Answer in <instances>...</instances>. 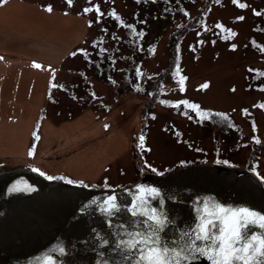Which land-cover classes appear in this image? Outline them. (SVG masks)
<instances>
[{
  "label": "rangeland",
  "instance_id": "obj_1",
  "mask_svg": "<svg viewBox=\"0 0 264 264\" xmlns=\"http://www.w3.org/2000/svg\"><path fill=\"white\" fill-rule=\"evenodd\" d=\"M144 2L0 0V172L118 190L140 172L221 165L247 169L264 187V0L197 2L170 21L159 17L168 4ZM192 20L182 39L173 33ZM127 24L138 30L132 40L144 33L150 55L123 49ZM100 42L136 58L138 81L128 70L117 88L95 75L80 51Z\"/></svg>",
  "mask_w": 264,
  "mask_h": 264
},
{
  "label": "water",
  "instance_id": "obj_2",
  "mask_svg": "<svg viewBox=\"0 0 264 264\" xmlns=\"http://www.w3.org/2000/svg\"><path fill=\"white\" fill-rule=\"evenodd\" d=\"M140 176L122 189L95 190L50 180L35 170L0 172V264H133L115 245L127 238L121 235V225L129 231H147L145 217L129 211L134 200L148 196L141 188L160 192L159 197L148 198L144 210L160 209L173 221L161 233L168 243L178 238V232L195 227L196 210L209 198L264 214V187L245 168L196 165L165 175L140 172ZM14 186L31 190L13 192ZM112 195L121 208L108 217L99 202ZM98 236L108 245L102 247ZM191 264L211 262L198 256Z\"/></svg>",
  "mask_w": 264,
  "mask_h": 264
},
{
  "label": "snow or ice",
  "instance_id": "obj_3",
  "mask_svg": "<svg viewBox=\"0 0 264 264\" xmlns=\"http://www.w3.org/2000/svg\"><path fill=\"white\" fill-rule=\"evenodd\" d=\"M233 2L235 3L237 0H233ZM68 3L71 5L72 0H68ZM239 6L245 7L246 5L240 4ZM48 11H52V8L49 7ZM87 11L90 9H85V12ZM96 11L99 12V8ZM100 14L103 15V13ZM112 15L115 16V12ZM238 19H243V17ZM218 27L222 28L223 26L218 25ZM230 34L236 35L234 32ZM35 66L41 67L40 65ZM185 79L186 77L180 79L182 90ZM203 87H207V85H203ZM183 103L187 104L189 108L199 107L188 104L187 101ZM202 115L207 116L208 114ZM48 179L54 178L49 176ZM68 182L72 183L70 180ZM28 190H31L30 186H14L11 189L13 192ZM140 191L146 192L148 196L138 197L137 200H134L129 211L134 217H145L144 224L147 231H129L127 225L120 226L121 235L127 238L118 239L115 247L120 250L126 261H132L133 264H191L192 260L203 256L211 264H264V214L246 207L223 206L209 198L196 210L197 223L195 227L191 230L178 232V238L168 243L162 239L161 233L173 221L167 213L160 209L148 208L147 211L144 210L149 197L160 196L159 190L141 188ZM99 206L101 212L108 217H113L121 208L115 195L99 202ZM252 229H259V231L253 232ZM98 239L101 240L102 247L109 243L103 237L98 236ZM59 251L63 253L64 250L60 248ZM133 253L136 254L134 259ZM52 264L55 262L53 261Z\"/></svg>",
  "mask_w": 264,
  "mask_h": 264
},
{
  "label": "trees",
  "instance_id": "obj_4",
  "mask_svg": "<svg viewBox=\"0 0 264 264\" xmlns=\"http://www.w3.org/2000/svg\"><path fill=\"white\" fill-rule=\"evenodd\" d=\"M136 2V4H141L143 1L144 3H147L149 0H133ZM162 2V4H168V6L164 9L163 15H159V17L163 20H172L174 17H179L181 19H187L189 17V9L188 7L191 6L193 3L197 2H203L205 4H208L209 2L212 3L213 0H159ZM205 8L203 9V11ZM113 19L116 20L119 27L125 25V22L122 20L121 16L116 13ZM195 20H192L191 22H182L177 25V31L173 32L175 35L178 36L180 33L179 38H183L185 34H187V31L189 32L192 28V25L195 23ZM135 31H138L137 28L133 24H127V31H126V39H118V42H122L123 49L127 50L129 53L136 54L138 52V55L142 53H145L144 56L150 55L152 52L151 46L144 47L145 45V35L142 33L140 34L138 41L132 40V35ZM173 37V36H172ZM181 38V39H182ZM176 44V45H175ZM174 53L173 58L171 59V63L174 65L179 61V45L178 43L174 42ZM98 50L94 51L92 50H81V54H83V57L85 60L88 61L89 67L93 69L95 75L107 82L108 84H115L117 88L121 86V84H116L115 79L116 77H120L121 81L124 83L128 80L127 71L130 70L131 73H133V78H135L136 81H138V73L139 67H135L136 64V58L132 57L128 53H124L121 49H119L118 44H115V47L112 49H106L103 47L101 42L99 45H97ZM143 48V50H142ZM143 56V57H144ZM140 58V56H138ZM123 65V66H121ZM137 68V69H136ZM134 72H132V71ZM128 74H131V73ZM152 90V89H151ZM152 101L154 103H158L159 99L155 95H152ZM219 119V115H211L210 121L217 123ZM136 150V148H135ZM138 152V150H136ZM187 168V167H185ZM176 171V169H174ZM178 170V169H177Z\"/></svg>",
  "mask_w": 264,
  "mask_h": 264
},
{
  "label": "bare ground",
  "instance_id": "obj_5",
  "mask_svg": "<svg viewBox=\"0 0 264 264\" xmlns=\"http://www.w3.org/2000/svg\"><path fill=\"white\" fill-rule=\"evenodd\" d=\"M262 186V185H261Z\"/></svg>",
  "mask_w": 264,
  "mask_h": 264
}]
</instances>
